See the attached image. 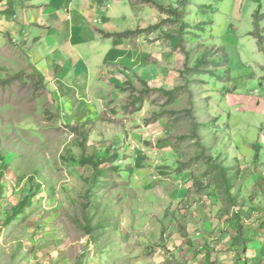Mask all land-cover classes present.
<instances>
[{"label":"rangeland","instance_id":"1","mask_svg":"<svg viewBox=\"0 0 264 264\" xmlns=\"http://www.w3.org/2000/svg\"><path fill=\"white\" fill-rule=\"evenodd\" d=\"M65 1L0 0V264H264V0Z\"/></svg>","mask_w":264,"mask_h":264},{"label":"crops","instance_id":"2","mask_svg":"<svg viewBox=\"0 0 264 264\" xmlns=\"http://www.w3.org/2000/svg\"><path fill=\"white\" fill-rule=\"evenodd\" d=\"M224 0H220L218 2H223ZM209 3H214L212 1H209ZM64 9L66 11L69 12V15H70V27L71 28H74L76 29L78 32H81L84 37H87V36H91L93 38H96L94 39L95 41L97 40H101V39H106L102 36V33H105V34H117V30L111 28V23L112 22H116L118 21L117 18L115 19H107V18H103L102 16H104L105 12L108 10V9H111V5L107 4L105 5V9L104 11H99V10H94L91 11V10H87L89 7H90V4H92L91 0H68L67 2L65 1L64 2ZM80 5V6H75V5ZM89 6V7H88ZM94 14L95 13V16L93 17H89L87 16V14ZM62 15V18L63 19H66V17L63 16V13L61 14ZM113 15V13H112ZM57 19V18H56ZM94 22H93V21ZM55 21H58V20H55ZM94 23H97L98 24V28L97 29H100V30H96V33H91V25ZM52 23V22H51ZM211 25L215 24V22L211 21L210 23ZM215 27V25H214ZM115 32V33H113ZM46 37H50V38H46ZM54 37H56L55 33H51V34H48L44 37V40H46V43H50ZM50 39V40H49ZM112 38H107L106 40H110ZM49 40V41H47ZM102 41V40H101ZM84 43V42H83ZM260 242V241H258ZM261 245H264L261 244ZM260 250H262V246H260Z\"/></svg>","mask_w":264,"mask_h":264},{"label":"trees","instance_id":"3","mask_svg":"<svg viewBox=\"0 0 264 264\" xmlns=\"http://www.w3.org/2000/svg\"><path fill=\"white\" fill-rule=\"evenodd\" d=\"M130 1H137V2H140L142 4H150V3H153L154 2L152 0H130ZM155 5V4H154ZM159 10L161 11L162 8L159 7ZM169 13V12H168ZM171 14V13H169ZM154 29V27L152 28H148L146 30H139V31H125V32H122V33H119V34H105V33H102V36L104 38H117V39H130V38H136L138 35H140L141 33H144V32H147V31H150ZM258 44H259V48H260V51L263 52V42H262V38L258 39ZM1 82V81H0ZM166 95L168 96H171L172 94L170 92H166L165 93ZM169 99H171V97H169ZM3 161V159L0 157V163ZM88 161V162H87ZM92 159L91 158H88V160L86 159H83L82 160V163L86 162V163H89L91 162ZM103 162H93L92 165L95 167L96 170L99 169V167H101ZM8 168L7 164H4L3 166L0 167V181H1V172L4 171V169ZM215 168H218L220 170V174L222 177H224L225 181L226 180V176H225V172H226V168H222V167H219V166H215ZM101 169V168H100ZM97 172L96 176L94 177V186H96L97 184V180H98V177L101 175V173ZM0 191H1V186H0ZM30 206V202H28L27 200H24L22 201L15 209H14V216H18V215H21L23 214V211L26 207ZM246 247V246H245Z\"/></svg>","mask_w":264,"mask_h":264}]
</instances>
